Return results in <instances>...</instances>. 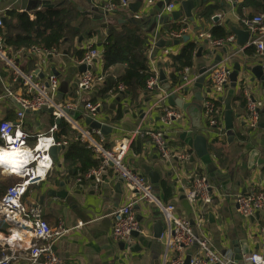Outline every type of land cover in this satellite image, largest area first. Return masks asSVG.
I'll return each instance as SVG.
<instances>
[{
    "label": "crops",
    "instance_id": "0c3cea01",
    "mask_svg": "<svg viewBox=\"0 0 264 264\" xmlns=\"http://www.w3.org/2000/svg\"><path fill=\"white\" fill-rule=\"evenodd\" d=\"M51 1L54 4L64 3L58 8L69 6L73 9L76 14L73 26L76 27L77 35L71 42L61 44L52 56L22 50L7 55L21 72L32 74L33 80L38 84H46L48 76L53 75V68L56 73V76H53L59 85L57 103L77 105L74 110H70L73 115H66L60 122L66 121L70 129L78 134L77 138L81 142L79 130L90 134L96 131L85 125L83 106L89 102L100 103L97 121L110 128L111 132L105 136L100 134V137L92 134L93 138L109 150L114 148L117 142L128 140L125 165L144 176L150 184V178L144 173V168L148 167L159 174L158 186L151 184L158 199L174 205L176 214L190 221L192 225L197 215L205 211L198 232L208 239L212 248L219 254L233 256L235 243L239 249L246 245L252 254L264 255V245L259 233L262 216L254 213L252 217L244 218L238 214L234 204L235 196L246 195L253 190L264 191V106L260 110L257 128L250 130L245 108L235 100L239 84L243 82V89L264 103V83L251 81L253 76L245 72V67L253 66L257 61L264 65V52L259 55L254 47L255 54L246 52L250 37L241 48L235 43L216 48L205 40H196L198 34L211 35L215 28H221L228 35H233L229 31L231 26L245 30L241 20L249 17L252 10L242 8L238 11L237 4L241 0H194L196 8L193 11V21L182 16L176 21L154 25V20L169 15L164 12L166 5L164 0H127L126 9L122 8L108 14L103 10L104 6L113 3L114 0ZM181 1L170 0L169 4L175 5L172 12L181 10ZM19 6L20 0H0V15L3 16L5 11L12 9L20 12ZM128 24L139 26L148 37L147 62L151 72L158 76V88L139 90L133 98L129 92L120 89L116 94L105 93L103 82L106 76L112 75L116 78L123 71V66L117 65L109 71H104L100 57L86 65L91 67L89 71L99 80H95L89 90L78 92L77 81L84 72L79 71V66L83 64L76 60V55L80 51L87 53L91 48L102 53L103 43L107 37L105 26L111 25L119 31L122 25ZM178 26L180 29L187 28V32L180 39H173L170 33L176 31L175 28ZM184 36H188L189 40L184 41ZM175 41H178L177 45ZM160 42H163V45L158 47ZM187 42H194L198 46L194 52L193 66L189 68L191 78H198V71L211 66L216 57H220L221 61L227 58L226 66L230 72L235 64L241 67L231 101L232 137L224 128V100L228 95V88L222 97L216 98L221 104L218 128L209 125L205 114L206 102L214 98L209 78L211 68L206 71L207 76L200 88H196L193 83L174 94L188 104V109L183 112L172 108L180 113L181 118L171 120L167 125L163 123L164 109L170 108L167 104L168 97H164L179 88L182 82V71L181 81L179 83L172 81L174 68L171 58L178 56ZM199 49L201 54L197 57ZM160 72L165 76L166 84L170 88L168 91L162 89V83L159 81ZM13 79L10 67L0 60V121H11L15 126L19 124L16 131L28 135L26 150L24 149L27 153L29 148L38 144L36 143L38 138H43L44 146L51 143L52 147L53 142L64 145L63 150L58 151L56 160L50 158L51 169L43 178L36 176L37 182L29 187L23 198L24 202L40 211L41 218L50 228L62 227L70 230L53 246V251L62 264H118L116 258L123 256L125 264H160L162 246L153 237V226L157 220L162 219L156 208L142 204L135 209L146 236L134 237L131 242L115 240L112 237L113 222L110 214L132 198L122 180L112 168H106L100 175L99 182H96L95 179H90L92 177L90 173L95 170L80 175L70 167L64 160V152L74 140L68 137L67 141H63L65 138L61 137L62 140L56 142V133L59 131L57 125L60 122L57 124V119L47 109L24 111L20 124L16 117L19 108L15 98H26L28 95L23 83ZM54 125L56 130L51 132ZM153 130L162 131L171 152L175 155H184L186 159L179 160L175 157L170 162H165L145 135L146 132ZM135 131L140 134L134 136ZM184 134H191V137L201 135L206 139L209 158L215 167L211 175L207 173L194 151L188 147L189 138ZM253 151L257 152L255 158L250 156ZM47 163L44 161V164ZM33 165L36 173L45 168L43 159L41 162L39 160L34 162ZM17 168H20L19 165L0 169V198L9 186L20 180L18 175L11 172V169ZM198 176L206 178L211 201L209 204L198 203L192 208L185 199V194ZM164 184L172 187L171 196H166ZM50 192L55 194L66 192V195L64 198L52 197ZM209 214L213 216L212 222L209 220ZM29 222L26 221L27 225L20 228L0 221V258L7 256L10 264H41V260L32 263L28 258L29 248L33 242ZM121 243H126L127 248L120 250ZM196 250V246L184 250L185 258L194 254Z\"/></svg>",
    "mask_w": 264,
    "mask_h": 264
},
{
    "label": "built area",
    "instance_id": "2783aa9c",
    "mask_svg": "<svg viewBox=\"0 0 264 264\" xmlns=\"http://www.w3.org/2000/svg\"><path fill=\"white\" fill-rule=\"evenodd\" d=\"M230 1V0H229ZM127 0H119V5L114 3H108L104 6V11L108 13L115 12L119 9H126ZM174 4H168L164 7V12L170 14L174 10ZM3 17L0 15V27L2 26ZM241 23L245 30L250 33V40L247 43L248 47H254L259 55L264 52V15H256L252 18L245 17L241 20ZM187 32V28H181L179 31H173L170 33L173 39H180L182 35ZM196 40H205L212 47H222L226 44H234L235 37L233 35L226 39H213L210 34L201 33L197 35ZM28 52H34L41 54L42 56H52L57 51L52 49L49 51L40 50L37 48H30L28 50H22ZM102 53L96 50H89L80 61V64L90 65L94 60L100 58ZM0 60L4 61L11 69L14 75L13 81H19L23 83L26 98H15L16 102L21 106L22 110H19L16 114L18 122L21 124V120L24 117V111H39L42 109L52 110L53 117L55 119L66 118L64 110H74L77 105L72 103L58 104L56 101V95L58 92V82L53 75L48 76L46 82L47 87L43 84H38L33 80L32 74L24 73L19 70L15 65L11 57H8L7 53L0 47ZM226 59L221 61L218 65L210 69L209 78L212 83V90L214 98L222 97L229 84L228 76L230 70L226 66ZM197 78H191L190 69L185 68L182 70V82L179 88L174 92H170L165 95L164 98L175 94L177 91L184 88H188ZM99 80L90 71H86L77 81L78 92L89 90L94 81ZM158 88V76L153 73V76L146 82V89L153 90ZM119 89L123 91V87L119 86ZM243 94L246 99V112L248 126L250 130H254L258 126L260 118V110L263 108L264 103L261 100L253 98L246 89H243ZM212 100V99H211ZM210 101L206 102L205 114L210 126L218 128L219 126V109ZM101 109V104L86 103L83 106L84 116L97 121L98 112ZM163 123L169 124L171 120L181 118L178 111L172 108L164 109ZM15 124L11 121H0V144L6 149L18 148L24 153V149L27 146L28 135L22 131H16ZM56 130L54 125L51 132ZM80 131L81 142H86L94 149V152L101 160L100 167L91 172L90 175L94 177L96 182H99L100 175L106 168H112L115 174L122 180L124 187L130 193L132 198L119 206L114 212L110 214L113 222L112 237L115 240L121 242H131L133 235L137 234L139 237L146 236V233L137 219L136 208L142 204H149L156 208L161 219L164 223V230L157 240L162 246V254L160 257V264H185L184 250L196 246L197 250L194 254L189 256L188 264H234L232 256L221 255L216 252L207 238L201 235L198 230L205 211H201V214L195 219L194 225L190 221L181 218L176 214V208L169 203H163L158 199L153 191L151 184L148 180L130 169L125 165V156L128 151V140H122L116 143L112 149H106L102 143L96 141L92 134L101 136L99 131H92L86 133ZM221 132V131H220ZM140 132L135 131L134 136L139 135ZM145 135L151 140L152 144L156 148L158 154L165 162H170L171 159L177 158L179 160L186 159L184 155H175L168 148L167 141L164 133L160 130L148 131ZM48 142V141H47ZM38 143L36 146L29 148L31 154L29 158L25 157L23 160H19L20 168L11 170L14 174L19 176V181L9 186L3 196L0 198V221L4 223H11L18 227H25L26 221L29 222V229L33 242L30 245L28 258L32 263H37L41 260V264H62L60 259L53 251L55 242L67 234L70 230H65L62 227L50 228L49 225L41 218L40 211L28 205L23 201L26 196L29 187L37 182L36 176L42 178L51 169V157L48 152L51 143L44 146L43 138L36 140ZM53 146L64 147V145L53 142ZM26 150V149H25ZM29 159V160H28ZM43 159L44 169H40V173H36L34 170V162H41ZM47 161V164H44ZM206 178H195L192 187L185 194V199L193 208L198 203H210L209 188ZM234 204L239 215L244 218L252 217L254 213H258L262 216V226L260 228V239L264 245V191L253 190L246 195H238L234 197ZM27 256V255H26ZM250 264H264V255L260 253L251 254L246 257ZM0 264H10L7 256L0 258Z\"/></svg>",
    "mask_w": 264,
    "mask_h": 264
},
{
    "label": "trees",
    "instance_id": "16d2710c",
    "mask_svg": "<svg viewBox=\"0 0 264 264\" xmlns=\"http://www.w3.org/2000/svg\"><path fill=\"white\" fill-rule=\"evenodd\" d=\"M113 3L119 5V0H114ZM237 8L238 11L242 8L251 9L249 18L264 15V0H241ZM2 17L4 23L0 27V47L6 53L28 50L32 47L46 51L58 49L61 44L71 42L78 33L73 26L76 14L69 6L43 9L33 14L12 9L5 11ZM105 28L107 37L103 43L101 56L103 69L109 71L110 68L121 65L123 71L116 78L112 75L106 76L103 82L104 92L116 94L119 93V86H122L124 92H129L133 98L137 91L146 90V82L153 76L146 56L149 46L148 37L135 24L122 25L119 31L111 25ZM178 28L180 29V26L175 28L176 31L179 30ZM211 36L213 39L223 40L231 35L221 28H215L211 31ZM197 48L194 42H187L181 53L171 58L174 68L173 83L181 81L180 72L183 69L192 68L194 52ZM246 52L255 54L253 47H248ZM85 54L86 52L80 51L76 55V60L80 62ZM238 91L235 100H238L246 111L243 82H240ZM211 102L216 108H220L221 104L217 99H212ZM57 128L59 131L56 133V142L61 141V137L65 138L63 141H67L68 137L74 140L64 152V160L70 167H73L80 175L100 167L101 160L94 149L86 142H80L77 138L78 134L70 129L66 121L62 120ZM163 188L167 197L172 195L171 186L164 184Z\"/></svg>",
    "mask_w": 264,
    "mask_h": 264
},
{
    "label": "water",
    "instance_id": "95a60500",
    "mask_svg": "<svg viewBox=\"0 0 264 264\" xmlns=\"http://www.w3.org/2000/svg\"><path fill=\"white\" fill-rule=\"evenodd\" d=\"M87 1L89 2L90 0H87ZM164 2L166 5H168L170 3V0H164ZM63 4L64 3L54 4V3H52L51 0H20L19 10H20V12H26V13H32L33 14V13H36V12L43 10V9L58 8L59 6H61ZM180 7H181L180 11L171 12L167 16H164L162 18H157L156 20H154V25L157 23L159 25H162V24H166L168 22L176 21L179 18H181L182 16L189 19L190 21H193V19H194L193 18V11L196 8L195 1L194 0H182L180 2ZM93 11L97 12V10H95V9H93ZM106 16H107V14H106ZM216 21H217V18L214 19V22H216ZM129 22H133V21L129 20ZM2 23H4V19L2 20ZM229 31L236 38L235 45L237 47H240V48L243 47L247 43V41L250 37L249 31L243 30V29L238 28V27L231 26ZM80 39L82 40V38H80ZM183 40L188 41L189 37L184 36ZM177 44H178V41H175V45H177ZM162 45H163V42H160L157 46L161 47ZM200 54H201V49L198 50L197 57H199ZM220 62H221L220 57H216L214 59V61L210 64L211 66H209L208 68L204 67V68L200 69L198 71V78L195 80L194 86L196 88H200L201 85L204 83V80L207 76L206 71L212 67H215ZM87 70L88 71L91 70V67L86 66L84 64L79 66L80 72L83 73ZM240 72H241V67L238 64H235L232 67V70L228 76L229 84H228L227 88L229 89V91H228L227 97L224 100V105H225L224 106V128L229 133L230 137H232L231 131L233 129L231 101H232L233 92L235 91V88L237 85L238 75ZM245 72H247L253 76L252 77L253 79H251V81L257 80L259 82L264 83V65L262 62L257 61V63L255 65L245 67ZM52 74L56 76V73L53 70V68H52ZM159 81L162 83V89L164 91H168L170 89L169 86H167V84H166L165 76L161 72L159 73ZM45 86L47 87V84H45ZM196 98L200 100V97L198 95H196ZM11 101H12V99H11ZM167 104L170 108H177L183 112H186L188 109V104L183 99L179 98L178 96H176L174 94L170 95L167 98ZM17 107L19 108V110H22L21 106L18 103H17ZM26 111L28 112L30 110H25V112ZM48 111L50 113H52V110H48ZM64 114H66L67 116L73 115L72 112H70L68 110H64ZM83 119H84L85 125L89 129L100 131V134H102L104 136L107 134H110V132H111L110 128L105 126L102 122L92 120L91 118H88L86 116H83ZM59 122H60V119H57V124ZM184 135H186L189 138V140L187 142L188 147L194 151L196 157L204 165L207 173L211 175L212 172L215 170V167L213 166V164L209 158L206 139L201 135H196L193 137H191V134H184ZM63 148L64 147L52 146L48 152L51 159L56 160L58 151L63 150ZM256 155H257V152H255V151L251 152V154H250L251 158H255ZM259 163H262V162H258V164ZM1 168H3V166L0 165V169ZM144 173L150 178L151 184L154 185L155 187H157L159 180H160L159 174L157 172L152 171L148 167L144 168ZM90 179L93 180L94 177L92 176ZM50 195L52 197L58 196V197L64 198L66 195V192H60L57 194L50 192ZM208 217H209V220L212 222L213 216L211 214H209ZM163 230H164L163 220H157L153 226V237H154V239L158 240L160 238ZM133 237H139V236L137 234H134ZM244 246L241 247V249H239L238 245L233 243L232 260H233L234 264H250L247 261L246 257L250 256L253 252L246 245H244ZM119 248H120V250H124L127 248V244L121 243V244H119ZM124 259H125V256H123L121 258H116V261L118 264H125ZM188 263H189V256L186 257V259H185V264H188Z\"/></svg>",
    "mask_w": 264,
    "mask_h": 264
},
{
    "label": "bare ground",
    "instance_id": "6f19581e",
    "mask_svg": "<svg viewBox=\"0 0 264 264\" xmlns=\"http://www.w3.org/2000/svg\"><path fill=\"white\" fill-rule=\"evenodd\" d=\"M30 155H31L30 153L27 152L24 153L18 148H14L11 150L6 148H1L0 145V165L3 167L11 166V165L15 167L19 162V160H23L25 157L29 158Z\"/></svg>",
    "mask_w": 264,
    "mask_h": 264
},
{
    "label": "rangeland",
    "instance_id": "374dc122",
    "mask_svg": "<svg viewBox=\"0 0 264 264\" xmlns=\"http://www.w3.org/2000/svg\"><path fill=\"white\" fill-rule=\"evenodd\" d=\"M0 145H1V147H3L2 144H0Z\"/></svg>",
    "mask_w": 264,
    "mask_h": 264
}]
</instances>
